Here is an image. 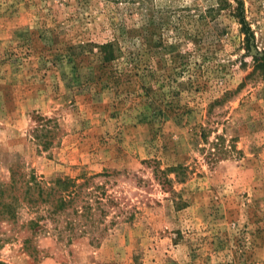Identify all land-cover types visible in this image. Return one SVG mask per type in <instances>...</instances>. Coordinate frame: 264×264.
<instances>
[{"label": "rangeland", "instance_id": "rangeland-1", "mask_svg": "<svg viewBox=\"0 0 264 264\" xmlns=\"http://www.w3.org/2000/svg\"><path fill=\"white\" fill-rule=\"evenodd\" d=\"M241 3L250 50L235 0H0V264H264V0ZM32 175L97 176L76 205L106 193L102 237Z\"/></svg>", "mask_w": 264, "mask_h": 264}, {"label": "trees", "instance_id": "trees-1", "mask_svg": "<svg viewBox=\"0 0 264 264\" xmlns=\"http://www.w3.org/2000/svg\"><path fill=\"white\" fill-rule=\"evenodd\" d=\"M235 1H237L239 5V8L236 13V18L240 20V23L242 25V32L246 36L245 39L248 45L247 49L250 50L251 41L255 39V36L245 18L241 0H235ZM107 58H111V56L109 55L107 56ZM253 61H254V70L252 73H250L247 76V79L260 78L264 81V55H260V53L257 52V55L253 56ZM216 103H218V101ZM213 107L214 105L211 106L210 111H212ZM37 121L43 122L45 120L43 118H37ZM47 130L48 129L45 127V124H41V128L37 127L34 131L35 133H37L36 138L39 140H42V137L44 139L47 138L48 135L52 133V131H47ZM212 132H213L212 128H208L207 126L202 128L201 138L203 139L205 143H208L209 135ZM41 133H44V136H41ZM216 138L219 140V142L221 141V143L223 140H225L223 135H217ZM49 145H50L49 140H45L43 142V146L48 147ZM216 146H219V145L216 144ZM232 148L228 149L224 147H221V148L217 147L216 149V147H214L215 151L217 150V154L215 153L208 154V159L212 161H217L216 157L219 156V154L221 155L223 154L226 156H233V155H236V153H239L238 150H236L235 146H232ZM177 169L178 168H172V170L174 171H176ZM155 173L158 178L162 179V181L164 182L168 181L167 177L164 176L165 180H163L162 178L163 175L166 174L165 171L156 168ZM14 176H16L15 173H13V177ZM94 178H97V176L88 178L82 184H78L76 180L71 179V178H58L53 182L44 183L41 181L39 182L38 179L34 175H32L30 177L32 186H30L29 184L30 187H28L27 189L28 191L27 195L29 196L27 201L30 202L33 206L38 205V202L40 201L41 203L46 204L47 212L49 216H51V218H53L54 220H57V217L61 213L65 212L66 209L73 208V214L76 218H74L75 221L71 220L68 223V225L70 226L69 227L70 231L71 232L76 231L80 227V225L83 224L82 227L84 229H80V230L83 233L90 234L92 236L93 241L98 240L99 238L102 237L103 233L107 230V226H105L104 228L100 227V225L103 224L100 221L102 217L107 216V211L105 210V207L111 203L110 199L108 198L105 199L104 196H106V193L103 192L101 193V196H98L96 198L95 203L97 207L95 208H93V205L89 203L85 205H76L80 200L82 189L85 188L87 185H89V183ZM98 187L101 188L100 186ZM1 192L4 195V192L6 191L2 189ZM36 192L38 196L37 199H33L32 197H30L32 193H36ZM16 204L17 203H8L4 200L3 197H1L0 206L2 209L0 210V213H2V211L3 212L6 211L9 213L15 214L16 207H17ZM96 209L100 213L99 214L100 218H98L96 216L97 214L94 212ZM83 219H87V220L83 222ZM31 225H33L34 227L33 229H37L40 227L38 224V221L31 222ZM71 234L74 235L73 233Z\"/></svg>", "mask_w": 264, "mask_h": 264}]
</instances>
